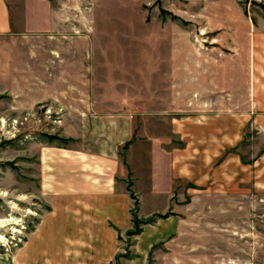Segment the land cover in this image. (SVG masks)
<instances>
[{"label": "crops", "instance_id": "1", "mask_svg": "<svg viewBox=\"0 0 264 264\" xmlns=\"http://www.w3.org/2000/svg\"><path fill=\"white\" fill-rule=\"evenodd\" d=\"M234 3L229 20L223 16L226 21L210 22L215 39L227 37L226 42L217 40L210 48L203 44L189 56L183 44L178 74L167 75L170 96L161 114L177 116L169 123L175 144L146 131V121L158 113L154 85L144 83L147 89L139 93L130 91L132 82L138 83L130 76L97 79L92 43L73 37L72 22L61 26L59 13L42 10L43 2L26 4L20 12L17 2L0 0L5 81H27L26 67L35 60L34 82L40 88L67 84L63 99L37 89L31 109L51 119L63 114L54 122L66 134L56 137L67 143L47 141L38 148L46 210L0 264H146L154 247L163 243L167 249V238L177 232L159 216L185 199L178 196L192 198L220 178L233 180V186L251 180V166L238 154L253 125L264 134V17ZM226 61L231 67L227 86L218 75ZM212 68L218 73L212 74ZM59 69L66 73L57 79ZM257 155L261 162L264 150ZM179 182L190 187L179 190ZM135 219L139 233L128 235ZM127 239L135 243V252L123 262Z\"/></svg>", "mask_w": 264, "mask_h": 264}, {"label": "rangeland", "instance_id": "2", "mask_svg": "<svg viewBox=\"0 0 264 264\" xmlns=\"http://www.w3.org/2000/svg\"><path fill=\"white\" fill-rule=\"evenodd\" d=\"M10 1L17 2L20 12L26 4L36 7L43 2L44 7L40 5L42 10L51 8L59 13L61 26L71 27L69 22H72L73 37L77 40L84 37L85 42L92 43L93 74L97 79H104L107 75L109 79L121 77L127 80L130 76L138 82H132L130 91L139 93L147 89L144 83L150 82L152 88L154 85L158 113L146 121L150 126L146 131L159 138L169 137L175 144L178 141L170 138L169 123L177 116L161 114L170 96L167 75L178 74L183 44L188 46V56L193 55L195 48L202 49L203 44L206 48L212 47L218 39H215L217 33L211 29L210 22L218 18L220 22L229 20L228 12L235 10V0ZM238 2L252 16L264 17V0ZM170 14L176 19L172 20ZM226 38L218 41L226 42ZM28 42H35V39ZM3 45L1 41V49ZM29 55L32 59L30 50ZM34 61L26 67L27 81L11 83L5 81L4 61L0 57L2 262L22 244L46 210L40 195L38 148L47 142L46 136L66 134L62 131L63 125L54 122L61 121L63 114L52 115L51 119L41 109H31L36 102L37 89L44 96L54 94L62 99L67 93L63 89L67 86L64 83L45 84V91L43 84L40 88L34 82ZM76 62L79 63L78 58ZM220 70L222 72L212 68L211 72H219L218 75L227 80H223L227 86L231 70L227 61ZM58 71L57 79L60 72L62 75L66 73V70ZM55 104L59 105V102ZM66 143L63 139L53 142L57 146ZM239 150L242 162L251 166V180L241 179L233 186L229 185L233 180L220 178L192 198L191 195H177L185 199L179 203L176 201L177 205L167 211V225L174 229L178 227L177 232L167 238V249L163 243L154 247L146 264H264V157L261 162L256 159L258 151L264 150V134L258 126L253 125L250 136ZM251 157L253 162L248 163ZM176 186L179 190L190 187L183 182ZM131 240L122 244L125 251L121 253L123 262L134 257L135 243Z\"/></svg>", "mask_w": 264, "mask_h": 264}, {"label": "trees", "instance_id": "3", "mask_svg": "<svg viewBox=\"0 0 264 264\" xmlns=\"http://www.w3.org/2000/svg\"><path fill=\"white\" fill-rule=\"evenodd\" d=\"M170 17H171L172 20H175L176 19V17L173 16L172 14H170ZM183 24H185V23L183 22ZM46 138H47V141L48 142H52L53 140L59 139L58 137L52 136V135H48V136H46ZM159 217L165 218V217H168V214H166L164 216H159ZM152 221L153 220H147L145 223H150Z\"/></svg>", "mask_w": 264, "mask_h": 264}, {"label": "water", "instance_id": "4", "mask_svg": "<svg viewBox=\"0 0 264 264\" xmlns=\"http://www.w3.org/2000/svg\"><path fill=\"white\" fill-rule=\"evenodd\" d=\"M139 233V227H138V220L135 219L134 221V230L131 232H128V235H136Z\"/></svg>", "mask_w": 264, "mask_h": 264}]
</instances>
